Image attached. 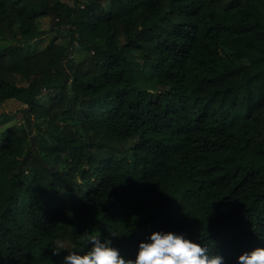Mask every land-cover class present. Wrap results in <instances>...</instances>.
I'll return each mask as SVG.
<instances>
[{"label":"trees","instance_id":"1","mask_svg":"<svg viewBox=\"0 0 264 264\" xmlns=\"http://www.w3.org/2000/svg\"><path fill=\"white\" fill-rule=\"evenodd\" d=\"M43 19L68 42L33 53ZM10 101L0 264H63L86 231L131 259L155 231L264 247V0H0Z\"/></svg>","mask_w":264,"mask_h":264},{"label":"clouds","instance_id":"2","mask_svg":"<svg viewBox=\"0 0 264 264\" xmlns=\"http://www.w3.org/2000/svg\"><path fill=\"white\" fill-rule=\"evenodd\" d=\"M83 242L88 250L81 254L62 245L52 248L57 255L69 250L63 264H225V258L210 251L208 245L194 242L183 233L155 231L139 242L135 258H126L112 246L110 239L86 231ZM237 264H264V247H257L237 257Z\"/></svg>","mask_w":264,"mask_h":264},{"label":"rangeland","instance_id":"3","mask_svg":"<svg viewBox=\"0 0 264 264\" xmlns=\"http://www.w3.org/2000/svg\"><path fill=\"white\" fill-rule=\"evenodd\" d=\"M101 4L104 5L103 2ZM39 28L42 32H45V35L40 39L34 40L30 44L31 51L33 53H38L46 49L53 42H57L59 44H66L68 42V37L65 34L66 32L64 30H61L60 33H57V31L55 32V30H52V23L50 19L40 20ZM3 44H9V41H4ZM76 59L79 60V56L77 54ZM40 99L46 100L47 96L42 95ZM22 108L23 107L16 101H10L0 106V131L4 130L8 126H11L12 124H14L15 127L19 126V124L21 123L20 118L22 117ZM31 138H33V136H31Z\"/></svg>","mask_w":264,"mask_h":264},{"label":"water","instance_id":"4","mask_svg":"<svg viewBox=\"0 0 264 264\" xmlns=\"http://www.w3.org/2000/svg\"><path fill=\"white\" fill-rule=\"evenodd\" d=\"M35 141H36V137H35V136H33V138H32V143L34 144V143H35Z\"/></svg>","mask_w":264,"mask_h":264}]
</instances>
